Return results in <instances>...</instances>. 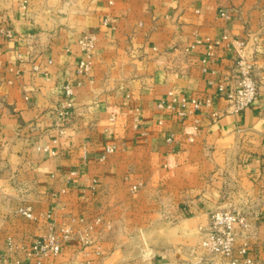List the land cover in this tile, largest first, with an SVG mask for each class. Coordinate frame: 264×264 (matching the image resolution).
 <instances>
[{
  "label": "crops",
  "instance_id": "obj_1",
  "mask_svg": "<svg viewBox=\"0 0 264 264\" xmlns=\"http://www.w3.org/2000/svg\"><path fill=\"white\" fill-rule=\"evenodd\" d=\"M240 57L258 95L233 113ZM221 208L264 264V0H0V264L51 231L44 264H230L200 246Z\"/></svg>",
  "mask_w": 264,
  "mask_h": 264
},
{
  "label": "built area",
  "instance_id": "obj_2",
  "mask_svg": "<svg viewBox=\"0 0 264 264\" xmlns=\"http://www.w3.org/2000/svg\"><path fill=\"white\" fill-rule=\"evenodd\" d=\"M221 14L226 15V11H222ZM104 23H107V19L104 20ZM96 41L97 37L94 31L87 32L78 39V45L84 54L77 64V72L81 75H88L92 70V57ZM236 68L238 70L236 82L227 88L226 92L228 110L233 113L240 112L250 106L258 95V84L253 65L245 58L240 57L236 62ZM223 89L224 87L220 86V90ZM72 90L70 85L65 86L66 94H71ZM175 101L180 104L182 114L189 106L199 108L211 103L209 98L199 100L182 97ZM59 113L63 115L64 111L61 110ZM110 150L111 148H107L108 152ZM17 212L26 218L35 219L33 208L30 205H19ZM237 227L249 228L246 216L239 210L219 209L212 212L209 225L206 228H201L200 246L209 254L231 257L230 264H255V260L248 255L245 243L238 246L239 255L234 257L237 245ZM64 238L65 236H60L54 231L37 237L31 246L28 259L20 264H44L51 256L60 253Z\"/></svg>",
  "mask_w": 264,
  "mask_h": 264
},
{
  "label": "rangeland",
  "instance_id": "obj_3",
  "mask_svg": "<svg viewBox=\"0 0 264 264\" xmlns=\"http://www.w3.org/2000/svg\"><path fill=\"white\" fill-rule=\"evenodd\" d=\"M221 209H225V208H221ZM228 209V208H227ZM230 210H233V209H230Z\"/></svg>",
  "mask_w": 264,
  "mask_h": 264
}]
</instances>
